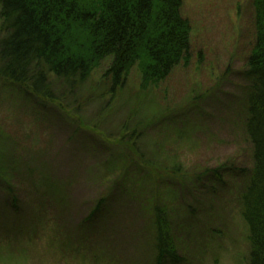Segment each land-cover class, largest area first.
Listing matches in <instances>:
<instances>
[{
    "label": "rangeland",
    "instance_id": "1",
    "mask_svg": "<svg viewBox=\"0 0 264 264\" xmlns=\"http://www.w3.org/2000/svg\"><path fill=\"white\" fill-rule=\"evenodd\" d=\"M183 2L184 16L192 26L189 65L183 64L159 86L149 88L141 86L142 73L134 68L119 101L117 98L108 103L111 106H104L112 96L105 93L103 64L82 90L89 100L80 121L89 132L100 130L115 143L120 140L116 132L129 126L127 131L132 133L130 130L137 127L134 137L141 139L139 144L145 146L147 154L154 153L156 139L169 138L165 148L156 149L165 161L174 158L169 165L181 162L188 175L185 183L174 182V231L183 241L187 239L189 264H247L249 229L239 198L244 181L231 174L233 183L212 184L210 177L197 173L229 160L239 167L250 161L243 124L247 83L241 73L247 68L254 44L252 0ZM32 102L0 79V161L5 165L10 154L23 157L33 170L54 169L56 183L78 181L71 185L73 211L58 217L47 205L53 209L45 213L32 208L38 200L18 191L16 196L9 193L8 199V191L2 189L5 182H0V264H156L150 241L153 229L146 214H141L148 206L134 198L137 177L127 180L130 197L106 194L110 201L103 211L108 214L84 224L99 200L102 189L96 183L105 175L104 161H93L90 152H81L88 145L84 134L70 133L67 122L42 113ZM106 109L118 111L108 120L98 119V113ZM163 116L167 117L164 122L171 118L173 126L156 120ZM180 119L189 120L191 125L183 126ZM162 125H166L164 129ZM142 166L145 171L148 163ZM20 168L25 170L26 166ZM149 168L148 175L152 165ZM9 170L16 172L15 177L22 171L15 166ZM121 183L122 178L110 183V194L114 186V192L120 189ZM15 198L20 202L17 214L11 207ZM188 204L202 214H188Z\"/></svg>",
    "mask_w": 264,
    "mask_h": 264
},
{
    "label": "trees",
    "instance_id": "2",
    "mask_svg": "<svg viewBox=\"0 0 264 264\" xmlns=\"http://www.w3.org/2000/svg\"><path fill=\"white\" fill-rule=\"evenodd\" d=\"M251 7L254 44L247 68L241 73L247 83L243 124L250 143V161L239 167L229 160L213 170L201 169L197 175L210 177L208 181L212 184L233 183L231 174L244 181L239 198L249 229L247 264H264V0H252ZM183 10V0H0V79L26 100L33 101L37 110L67 122L70 133L84 134L88 145L81 152L85 155L90 152L93 161L100 160L102 164L104 161L105 175L96 183L102 189L99 200L83 223L88 225L108 214L103 209L108 206L109 195L130 197L127 180L137 177L134 198L148 206L142 208L141 214H146L145 219L153 229V238L149 235L156 264H189L185 251L187 239L183 241L174 231V202H177L174 182L185 183L188 175L181 162L169 165L174 158L165 161L156 149L163 145L165 148L169 138L156 139L154 153L147 154L145 146L139 144L141 139L134 137L137 127L130 130L132 133L127 131L129 126L125 127L126 131L116 132L120 136L116 143L100 130L93 128L89 132V127L80 121L89 100L82 90L95 71L106 64L105 93L111 94L112 101L104 106H111L125 90L127 77L134 68L142 73L141 86L149 88L159 86L183 64L189 65L192 26ZM117 111H100L98 119L108 120ZM166 118L156 120L173 126L171 118L164 122ZM180 121L187 128L191 125L189 120ZM162 126L164 129L166 125ZM20 158L10 154L5 165L0 161V182H5L2 189L8 191L7 198L9 193L16 196L18 191L38 200L32 208L45 213L54 208L58 217L71 214V185L74 187L78 181L68 185L56 183L54 169L33 170L25 158ZM144 162L148 163L146 170L152 165L149 175L142 166ZM14 166L18 170L25 166L26 169L18 171L15 177L16 172L9 170ZM7 173H11L10 178ZM121 178L120 189L114 192V186L110 194V183ZM44 196H47L45 200ZM19 203L15 198L11 205L16 214L20 211ZM186 211L202 214L192 204H188ZM139 259H142L140 254Z\"/></svg>",
    "mask_w": 264,
    "mask_h": 264
}]
</instances>
